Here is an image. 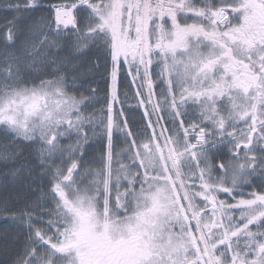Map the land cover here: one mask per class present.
Wrapping results in <instances>:
<instances>
[{
	"label": "snow or ice",
	"instance_id": "6c2138e0",
	"mask_svg": "<svg viewBox=\"0 0 264 264\" xmlns=\"http://www.w3.org/2000/svg\"><path fill=\"white\" fill-rule=\"evenodd\" d=\"M0 13V264H264V0ZM125 71L142 126L114 111Z\"/></svg>",
	"mask_w": 264,
	"mask_h": 264
},
{
	"label": "trees",
	"instance_id": "16d2710c",
	"mask_svg": "<svg viewBox=\"0 0 264 264\" xmlns=\"http://www.w3.org/2000/svg\"><path fill=\"white\" fill-rule=\"evenodd\" d=\"M71 2H74V0H41V4L45 8H49L51 5L54 4L71 3ZM0 15H2V13H0ZM39 15H48V13L43 12L40 13ZM82 83L84 84L85 87L91 86L99 89L98 96L101 99V103H97L95 105V108L97 110L103 108L106 113L107 100L105 97H106L108 85L106 84L105 80L101 77V74L98 72L93 73L91 74V76L88 77L87 80L82 81ZM117 92H118V98L121 101L120 105L115 104L114 106V111L117 118L124 119V117L119 116L122 105L123 110L127 114V118L130 121L136 123V126H142L139 125L138 122L143 117L142 114L143 111L138 106H136V108L134 107L135 109L131 107V101L132 99H134L133 97L134 92L124 72L121 73L118 79ZM125 93H127V98L125 97ZM106 119L107 117L105 115V121ZM105 143L106 141L104 139L97 138L95 141L90 142V145H86V148H88V156L92 158H96L98 160L100 158L101 153L104 151ZM245 191H247V189H245ZM15 235H16L15 226H13L11 222L0 220V261H5L7 259H10L12 254L16 251V248L14 246Z\"/></svg>",
	"mask_w": 264,
	"mask_h": 264
},
{
	"label": "rangeland",
	"instance_id": "374dc122",
	"mask_svg": "<svg viewBox=\"0 0 264 264\" xmlns=\"http://www.w3.org/2000/svg\"><path fill=\"white\" fill-rule=\"evenodd\" d=\"M124 74L126 75V77L128 78V81H129V83H130V86H131V88L133 89V97H134V99H132V101H131V107H135L136 108V106H138V103H139V100H138V98L136 97V91H137V89H136V87L135 86H133L132 85V81H131V77H128L127 76V72L125 71L124 72ZM129 100V99H128ZM117 105H120V103L118 104L117 103ZM134 108V109H135ZM140 108V107H139ZM142 111H143V113H144V109L143 108H140Z\"/></svg>",
	"mask_w": 264,
	"mask_h": 264
},
{
	"label": "flooded vegetation",
	"instance_id": "af4514ba",
	"mask_svg": "<svg viewBox=\"0 0 264 264\" xmlns=\"http://www.w3.org/2000/svg\"><path fill=\"white\" fill-rule=\"evenodd\" d=\"M144 115V113H142ZM145 123H146V120H145Z\"/></svg>",
	"mask_w": 264,
	"mask_h": 264
}]
</instances>
